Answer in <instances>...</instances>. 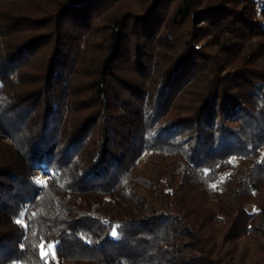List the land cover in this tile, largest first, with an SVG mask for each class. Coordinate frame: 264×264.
I'll list each match as a JSON object with an SVG mask.
<instances>
[{
    "label": "trees",
    "instance_id": "obj_1",
    "mask_svg": "<svg viewBox=\"0 0 264 264\" xmlns=\"http://www.w3.org/2000/svg\"><path fill=\"white\" fill-rule=\"evenodd\" d=\"M0 264H264V0H0Z\"/></svg>",
    "mask_w": 264,
    "mask_h": 264
},
{
    "label": "snow or ice",
    "instance_id": "obj_2",
    "mask_svg": "<svg viewBox=\"0 0 264 264\" xmlns=\"http://www.w3.org/2000/svg\"><path fill=\"white\" fill-rule=\"evenodd\" d=\"M17 223H20V221H17ZM111 235H112L113 237H116V236H117V231L114 229V230L112 231ZM57 243H59V242H57Z\"/></svg>",
    "mask_w": 264,
    "mask_h": 264
},
{
    "label": "rangeland",
    "instance_id": "obj_3",
    "mask_svg": "<svg viewBox=\"0 0 264 264\" xmlns=\"http://www.w3.org/2000/svg\"><path fill=\"white\" fill-rule=\"evenodd\" d=\"M50 250L52 251V248ZM46 252H47L46 247L45 248H42V254H45ZM52 252H54V251H52Z\"/></svg>",
    "mask_w": 264,
    "mask_h": 264
}]
</instances>
